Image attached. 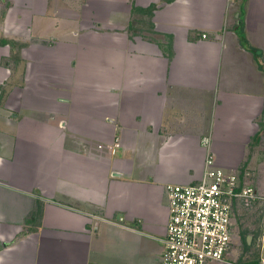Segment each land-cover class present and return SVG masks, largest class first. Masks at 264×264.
Listing matches in <instances>:
<instances>
[{
	"label": "crops",
	"instance_id": "0c3cea01",
	"mask_svg": "<svg viewBox=\"0 0 264 264\" xmlns=\"http://www.w3.org/2000/svg\"><path fill=\"white\" fill-rule=\"evenodd\" d=\"M263 124L264 0H0V264H163L166 185Z\"/></svg>",
	"mask_w": 264,
	"mask_h": 264
},
{
	"label": "built area",
	"instance_id": "2783aa9c",
	"mask_svg": "<svg viewBox=\"0 0 264 264\" xmlns=\"http://www.w3.org/2000/svg\"><path fill=\"white\" fill-rule=\"evenodd\" d=\"M204 142L209 145V138ZM249 174L221 166L210 151L199 181L166 185L169 219L163 264H209L226 259L236 244V215L245 207L260 211L259 230L252 235L257 251L252 262L264 264V192L247 180Z\"/></svg>",
	"mask_w": 264,
	"mask_h": 264
},
{
	"label": "rangeland",
	"instance_id": "374dc122",
	"mask_svg": "<svg viewBox=\"0 0 264 264\" xmlns=\"http://www.w3.org/2000/svg\"><path fill=\"white\" fill-rule=\"evenodd\" d=\"M264 139V137H263ZM256 144V143H255ZM259 145V150L257 146ZM256 147L251 149L250 157L243 163L239 168L244 172H250L248 179L256 187H258L262 192L264 187V140L261 143H257ZM225 160V159H219ZM235 160V159H233ZM260 211L255 208H241L234 222V229L236 232V244L233 247V254L229 258L224 259L226 263L232 264L230 259L234 264L238 262L249 261L252 262L257 257L256 247L253 243L248 247L245 243V239L249 235H254L259 230L260 225Z\"/></svg>",
	"mask_w": 264,
	"mask_h": 264
},
{
	"label": "trees",
	"instance_id": "16d2710c",
	"mask_svg": "<svg viewBox=\"0 0 264 264\" xmlns=\"http://www.w3.org/2000/svg\"><path fill=\"white\" fill-rule=\"evenodd\" d=\"M166 1H172V0H166ZM156 8V6L154 5V4H152V5H150L148 8H141V7H139L138 9H136V11H138V13H144V14H152L153 13V10ZM135 10V9H134ZM135 22V20L133 21V23ZM242 39L244 40V41H246V38H245V35H242ZM250 49H252V50H255L256 51V49L255 48H253V47H250V46H248ZM262 128H264V124L262 125ZM260 138H261V136H260V133H257L255 136H254V138H253V142L254 143H259V141H260ZM255 234L256 233H254V237H255ZM245 243H246V245L249 247L252 243H253V239H252V241H251V244H249L248 243V239L246 238L245 239ZM253 263H255V262H253ZM253 263H249V264H253Z\"/></svg>",
	"mask_w": 264,
	"mask_h": 264
},
{
	"label": "water",
	"instance_id": "95a60500",
	"mask_svg": "<svg viewBox=\"0 0 264 264\" xmlns=\"http://www.w3.org/2000/svg\"><path fill=\"white\" fill-rule=\"evenodd\" d=\"M247 239H248V243L251 244L252 235H249V236L247 237Z\"/></svg>",
	"mask_w": 264,
	"mask_h": 264
}]
</instances>
